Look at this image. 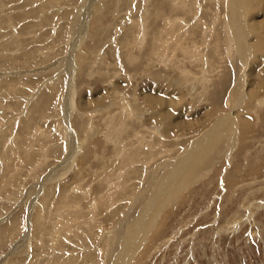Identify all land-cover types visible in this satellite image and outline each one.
I'll use <instances>...</instances> for the list:
<instances>
[{
  "label": "rangeland",
  "instance_id": "rangeland-1",
  "mask_svg": "<svg viewBox=\"0 0 264 264\" xmlns=\"http://www.w3.org/2000/svg\"><path fill=\"white\" fill-rule=\"evenodd\" d=\"M0 264H264V0H0Z\"/></svg>",
  "mask_w": 264,
  "mask_h": 264
},
{
  "label": "bare ground",
  "instance_id": "bare-ground-1",
  "mask_svg": "<svg viewBox=\"0 0 264 264\" xmlns=\"http://www.w3.org/2000/svg\"><path fill=\"white\" fill-rule=\"evenodd\" d=\"M235 3V2H234ZM238 6V5H237ZM235 8V7H234ZM240 8H242V7H240ZM237 9H235V11H236ZM236 13V12H235ZM238 15V14H237ZM237 17V16H236ZM235 17V18H236ZM237 20H238V18H236ZM235 19V20H236ZM240 19V18H239ZM241 21V19L240 20H238V22H240ZM234 23H235V21H234ZM239 24V23H238ZM234 25H237V23L236 24H233V27H236L237 28V26H234ZM239 28H240V26H238ZM237 32V31H236ZM224 130V129H223ZM137 225V224H136Z\"/></svg>",
  "mask_w": 264,
  "mask_h": 264
}]
</instances>
